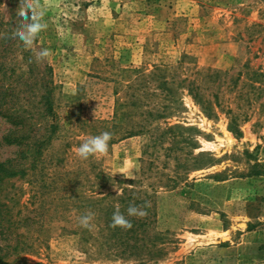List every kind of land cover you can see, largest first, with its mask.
I'll use <instances>...</instances> for the list:
<instances>
[{
    "label": "rangeland",
    "instance_id": "rangeland-1",
    "mask_svg": "<svg viewBox=\"0 0 264 264\" xmlns=\"http://www.w3.org/2000/svg\"><path fill=\"white\" fill-rule=\"evenodd\" d=\"M22 2L0 0L1 261L264 264V236H241L264 226V0H39L31 48ZM12 110L30 146L5 143Z\"/></svg>",
    "mask_w": 264,
    "mask_h": 264
},
{
    "label": "clouds",
    "instance_id": "clouds-1",
    "mask_svg": "<svg viewBox=\"0 0 264 264\" xmlns=\"http://www.w3.org/2000/svg\"><path fill=\"white\" fill-rule=\"evenodd\" d=\"M21 11H19L18 19L24 21L19 25V30L15 33L14 39H18L23 43L25 48H31L37 35L47 27L42 22L44 16V10L39 0H23L20 5ZM49 55L48 49L44 48L37 52L36 59L41 60ZM112 138V133L104 131L98 135L89 136L84 140L76 149L77 155L81 159H87L94 154H104L109 150V141ZM146 212L143 209L137 208L135 205H130L127 209V215L143 216ZM93 213L89 212L82 215L79 218V222L84 227H90V221L92 220ZM112 227L130 228L132 226L131 221L127 216L119 211V208L113 213Z\"/></svg>",
    "mask_w": 264,
    "mask_h": 264
},
{
    "label": "trees",
    "instance_id": "trees-1",
    "mask_svg": "<svg viewBox=\"0 0 264 264\" xmlns=\"http://www.w3.org/2000/svg\"><path fill=\"white\" fill-rule=\"evenodd\" d=\"M17 25H20L18 21H17ZM5 109H7V108H5ZM3 115L6 116L7 119H10V121L12 123V126H13L9 130V132L4 136V141H5L6 144H16V145H18V147H21V145H24L25 146V143H26L27 146H30V142L31 141L33 143H35V141H33V140H35V137L32 134H30L34 130V126L30 123L31 124L30 125V128H31L30 129V133H27L26 131H28V130L25 128V124L26 123L28 124V122L30 120L29 118L22 117L21 114L17 113L16 111H13V110L11 112H4ZM46 115H47V118L48 119L50 117L52 119L53 118L55 119L56 113L54 112V109H53L52 104L49 105V106H47V108H46ZM17 119H19V122L15 121ZM48 123H49V120H48ZM18 124H22V125H18ZM49 128H50L51 134L49 136H47L46 138H40L39 139L41 141L39 142L40 145L38 144L39 147L36 150L37 152H40L41 151V149H42L41 147H42L43 143H45L46 141H49L48 139H51L52 138L53 133L56 132L58 126L52 120V123L49 124ZM36 133H37V131H36ZM27 137L30 140L24 141V139H26ZM38 138H39V136L36 137V140ZM13 160H14L13 158H8L5 161L0 162V171L1 172H4L6 175H15L17 173V170H16L17 169L16 168L17 167V165H16L17 164V161H13ZM112 211H113V209H110L109 210L108 217H111L112 216ZM140 222H142V224H144V222L142 220H140ZM135 224L138 225V223H135ZM142 226H144V225H142ZM113 230H115L118 233L120 232V229H119L118 226L117 227H113ZM15 261L16 262H9L7 260H4V262H2L1 259H0V264H18L20 261H22L21 264H28V263H26V259L24 257L18 258Z\"/></svg>",
    "mask_w": 264,
    "mask_h": 264
},
{
    "label": "crops",
    "instance_id": "crops-1",
    "mask_svg": "<svg viewBox=\"0 0 264 264\" xmlns=\"http://www.w3.org/2000/svg\"><path fill=\"white\" fill-rule=\"evenodd\" d=\"M262 225L260 224L256 228L242 233L241 236H243V242L245 241L246 238H248V236H264V226Z\"/></svg>",
    "mask_w": 264,
    "mask_h": 264
}]
</instances>
